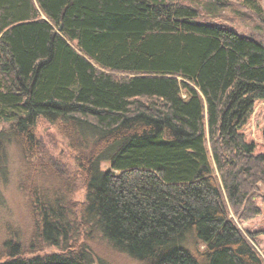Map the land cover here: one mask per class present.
I'll return each mask as SVG.
<instances>
[{"label":"trees","instance_id":"trees-1","mask_svg":"<svg viewBox=\"0 0 264 264\" xmlns=\"http://www.w3.org/2000/svg\"><path fill=\"white\" fill-rule=\"evenodd\" d=\"M236 1L264 23L259 0ZM202 16L183 0H0V159L13 142L32 218L0 264H95L80 239L99 231L142 264H264V41ZM40 118L78 153L79 205Z\"/></svg>","mask_w":264,"mask_h":264},{"label":"rangeland","instance_id":"rangeland-1","mask_svg":"<svg viewBox=\"0 0 264 264\" xmlns=\"http://www.w3.org/2000/svg\"><path fill=\"white\" fill-rule=\"evenodd\" d=\"M203 12L202 20L214 21L235 31L257 34L264 41V23L249 9L236 0H230L226 6H220L211 0H183ZM264 7V0H259ZM0 123V128L4 127ZM36 137L41 146L47 149L70 172L74 179L75 190L72 199L78 205L85 200V185L77 164V152L73 150L68 138L56 125L40 118L36 123ZM42 147V149H44ZM0 247L5 240L27 242L32 218L28 209V199L20 188L19 181L25 168L22 167L20 153L13 142L6 144L5 156L0 159ZM108 163H102L107 168ZM100 232V231H99ZM99 232L93 237L82 236L80 242H86L95 264H142L128 253L119 250ZM59 251L55 246L45 247L40 253Z\"/></svg>","mask_w":264,"mask_h":264}]
</instances>
